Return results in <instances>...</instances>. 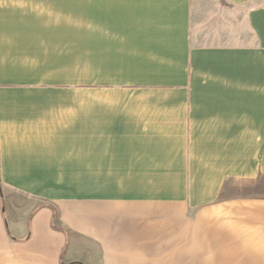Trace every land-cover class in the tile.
Here are the masks:
<instances>
[{
	"label": "crops",
	"instance_id": "obj_1",
	"mask_svg": "<svg viewBox=\"0 0 264 264\" xmlns=\"http://www.w3.org/2000/svg\"><path fill=\"white\" fill-rule=\"evenodd\" d=\"M261 222L264 0H0V264L264 258Z\"/></svg>",
	"mask_w": 264,
	"mask_h": 264
},
{
	"label": "rangeland",
	"instance_id": "obj_2",
	"mask_svg": "<svg viewBox=\"0 0 264 264\" xmlns=\"http://www.w3.org/2000/svg\"><path fill=\"white\" fill-rule=\"evenodd\" d=\"M248 7H246L245 11ZM240 11V10H239ZM230 15H233L230 9ZM61 52H53V90L55 92H74L79 94H84L86 97L85 101H91L92 92L94 90L93 78H92V53L84 52L81 62L84 63V66L81 68V72H78L77 62L79 57H77V51L67 52V56H61ZM86 56V57H85ZM84 57V58H83ZM63 59V60H62ZM61 61V67L58 65ZM88 63V64H87ZM87 64V65H86ZM60 69V73H59ZM87 98H90L87 99ZM252 215V216H251ZM253 217L256 219L257 214L253 212L245 213L244 221L252 220ZM261 218V217H260ZM263 220V218H261ZM246 224V223H245ZM248 224V223H247ZM259 224H264L263 222ZM258 224V225H259ZM253 226H245L244 240L246 246L251 248L252 244L249 241L258 239L257 235L250 234ZM261 236H264L261 234ZM249 245V246H247ZM259 252V251H257ZM234 255H244L240 258H230L228 260H221V262L227 264H264V258H252V254H255L251 250H246L244 252H233ZM258 254V253H257Z\"/></svg>",
	"mask_w": 264,
	"mask_h": 264
}]
</instances>
